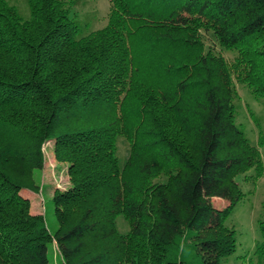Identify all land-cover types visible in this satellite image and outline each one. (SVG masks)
<instances>
[{
    "label": "trees",
    "instance_id": "trees-1",
    "mask_svg": "<svg viewBox=\"0 0 264 264\" xmlns=\"http://www.w3.org/2000/svg\"><path fill=\"white\" fill-rule=\"evenodd\" d=\"M26 1L0 0V264H50L52 245L60 264H229L237 180L264 174V133L250 142L234 104L235 79L264 100V0H110L97 30L84 0ZM49 144L70 181L54 233L22 195Z\"/></svg>",
    "mask_w": 264,
    "mask_h": 264
},
{
    "label": "rangeland",
    "instance_id": "rangeland-1",
    "mask_svg": "<svg viewBox=\"0 0 264 264\" xmlns=\"http://www.w3.org/2000/svg\"><path fill=\"white\" fill-rule=\"evenodd\" d=\"M10 3L18 8L23 14L27 15L26 0H9ZM110 0H84L80 1L77 7V12L83 24L90 23L92 29H101L107 24V18L110 12ZM80 13V14H79ZM89 20V21H88ZM207 45L212 43L210 36L205 37ZM217 50L232 63L235 59V52L221 49L216 46ZM235 91L237 97L235 106L237 110L238 124L243 129L254 144H257L261 133H264V100L255 97L247 86L238 82L235 79ZM129 142L124 137H119L117 142L118 157L121 167L127 163L130 155L131 147ZM51 144L46 146L45 157L46 162L43 171H36L37 184L41 191L36 193L25 190L22 195L29 198L32 203L33 214H44L48 230L54 233L57 230V218L54 212L52 200L53 193L56 189L64 191L70 186L69 176L66 166L57 162L52 150ZM242 190L246 194L241 204L237 205L236 211L232 217L228 218L227 225L235 228L237 233L238 250L236 254L230 257L225 262L229 264H251L253 253L256 248V242L260 240L259 221L264 219V174L259 175L257 171L251 170L248 177L238 178ZM213 203L217 208H224L226 201L221 199H213ZM117 227L121 234L126 235L130 232L131 227L124 216H120L117 220ZM55 247H50V264H60V257L57 254ZM254 260L252 264H255Z\"/></svg>",
    "mask_w": 264,
    "mask_h": 264
}]
</instances>
